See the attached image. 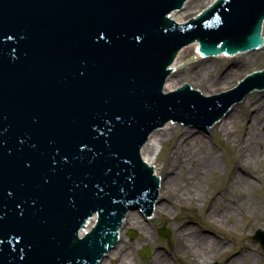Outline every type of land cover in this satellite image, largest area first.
I'll list each match as a JSON object with an SVG mask.
<instances>
[{"label": "bare ground", "instance_id": "obj_1", "mask_svg": "<svg viewBox=\"0 0 264 264\" xmlns=\"http://www.w3.org/2000/svg\"><path fill=\"white\" fill-rule=\"evenodd\" d=\"M261 36L264 37V23ZM194 48L196 45L193 44L178 53L170 67L176 72L165 81L163 93L178 89L182 84L180 77L189 73L191 77L187 83L192 90H201L205 98L210 97L217 94L218 88H223L240 76V58H245L246 64L253 56L264 54L262 46L257 52L229 58L231 64L216 73L213 62L226 60L221 56L203 60L195 57V65L182 67L188 52ZM235 106L230 117H224L221 123L213 125V129L225 139L231 137V130H238L229 143L230 165L226 166L225 178L221 181L223 187L217 194L204 197L203 184L213 179L221 167L216 149L205 140L204 134L188 127L166 124L159 132H153L148 137L141 161L153 167L154 175L161 179L159 193L162 202L156 206L154 215H170L175 207L193 204L195 211L203 210L200 215L203 223L220 229L225 228L226 224L236 226L244 210L251 216L259 215L261 207L251 191L255 189L256 182L264 177V93L252 94ZM237 108L241 112L245 109V114ZM162 142H168L169 147L159 158ZM136 212L126 214L125 224L120 229L121 243L107 255L105 264H134L132 253L123 238V232L128 229L139 230L142 245L147 246L152 242V234L143 228L144 216ZM213 217L218 221H214ZM198 225L192 220L183 226L176 225L173 228L172 248L154 251L151 264H176L180 260L186 261V264H210L217 258H222L219 264H256L255 251L251 246L243 245L230 253L226 239Z\"/></svg>", "mask_w": 264, "mask_h": 264}, {"label": "water", "instance_id": "obj_2", "mask_svg": "<svg viewBox=\"0 0 264 264\" xmlns=\"http://www.w3.org/2000/svg\"><path fill=\"white\" fill-rule=\"evenodd\" d=\"M180 1L182 0H171V2L169 3L165 11L168 12L170 10L175 9L176 7H178L179 5L178 3ZM213 1L214 0H189L184 4L181 11L172 12L168 17L174 23H177V24L183 23L190 17L196 15L199 10H202L204 9L205 6L211 4ZM122 2H123V6L121 9H119V13H120L119 17H123V15L127 13L129 17H131L132 19L133 17L141 16L142 21H147L149 19V22H151L152 21L151 18L155 16L157 11L158 13L162 14L161 13L162 11L160 9H159L160 11L158 10V6L150 2V0H123ZM209 16H211L210 22L208 21L205 23L204 20ZM263 17H264V0H218L214 4V7H212L205 14H202L195 20V23H196L195 27L192 28L189 26L186 32L188 31L187 33L189 35H191L193 32L194 37L192 39L201 42L199 52L203 56H210V55L218 53L219 51L226 52V53L253 51L256 48H258L262 42V39L259 37V28H260V23ZM200 19L203 20L202 23L200 22ZM217 21L219 22V24ZM230 23H232V26H230ZM261 28H262V25H261ZM212 33H215L216 35L213 34L215 36L221 35L224 37V38L220 37V40L223 42V44L220 47H218V49H216V45H217L216 40L211 41L212 39H208L210 36H212ZM261 33H262V30H261ZM129 36H130V33L126 32V34H124V39L129 40ZM187 42L188 40L185 42L180 41L177 47L182 46L183 44H186ZM184 50L185 49H183L182 51ZM258 50L254 52H257ZM171 52L172 51H169V53ZM166 63L167 62L165 61L161 62V65L159 63L158 65L159 67L157 68L160 69V67L165 66ZM170 67L171 65L169 66V69ZM162 69H165V68L163 67ZM162 71L163 70H161V72ZM170 71L171 73L168 76V78H166V80L171 79L174 73L176 72L172 69H170ZM156 73L160 75L159 70H156ZM157 74H155L152 71L150 74L145 73L144 78L140 81V86L132 89L136 97L135 99L139 98L140 103L143 102V105H141V107H143V114L141 115L140 119L144 117L146 111L151 112L150 113L151 119L148 122L139 123V125H136V127L140 130L139 136L134 137L136 140L145 139L144 136L146 135L145 131L147 129V126L148 127L151 126L148 124L155 125L156 123L165 121L167 119L166 115H164L166 114V112L163 111V114H161L160 112L163 109H160L156 107L155 105L158 98H159L158 103L162 101L163 103H168L169 105H171V103L173 102L174 106L179 111L191 109L192 106H194L196 103L194 98H190L189 96L184 95L185 91H178L170 99L162 98L160 96V91H159L160 85H161L160 84L161 77H159ZM161 75L163 76V73ZM151 78H154V81L150 85L147 86V83H145V81L150 80ZM247 82H253V83L252 85L248 84L244 87H243V84H241L237 89H235L234 92H239L238 100L241 99L246 93L251 91L252 86L256 88H264V72H262L261 74H255L252 77H249L247 79ZM143 85H145L147 89L145 90L142 89ZM163 88H164V85H163ZM163 88H162V91H163ZM108 90H112L111 87ZM118 91L121 95H124L125 97L124 100H126L127 94H128L127 101H130L133 99L132 92H129L128 90L126 91L123 90L122 86L118 87ZM195 91L199 93L200 97H204L202 95L201 90H195ZM171 92L174 93V91H171ZM261 92L264 93V90H262ZM254 93L255 92H252L251 94H254ZM173 97H176L178 99H172ZM246 97H250V94L247 95ZM243 100L237 105H240L241 103H243ZM133 103L135 106L139 107L137 101H134ZM229 103H230V100H227L226 107L228 106ZM171 108H172V105H171ZM202 111H204V109H202ZM232 111H234L233 106L229 109V111L223 114L222 119H220L215 124L221 123L224 117H230ZM216 116L217 115L215 114V116L212 119H215ZM106 120L107 118H104L103 120H101V122L103 123ZM208 122L209 121L206 120V123ZM191 129H196V128L191 127ZM130 130L131 129L129 128L126 130L124 137H127L130 134ZM159 131L160 130L156 132H159ZM200 131L202 134H208L209 136L211 128L208 131H203V130H200ZM109 132L110 134H108L107 132V135H108V138H110L111 140L109 141L111 148L109 149L106 145L102 147V144L103 143L106 144V142L108 141H103L101 142L102 144L99 143L97 150L99 149L100 153L98 154L97 157L96 156L94 157L95 160L98 157L100 159H102L103 157L105 158L107 156L112 157V155H117L118 151H124V148L122 147L123 144L119 142L120 144L119 145L117 142V140H119L122 136L120 132L116 131V127L114 128L112 127L109 130ZM145 140L146 142L144 146H142V148L139 151L140 160H142L148 138H146ZM139 141L140 140H138L137 142ZM115 147H116V151H114ZM132 153H133L132 159L135 160L136 164L133 161H130V162L133 163L132 165L135 164L139 166L138 165L139 162L137 158V150L134 149ZM141 162L146 165L145 161H141ZM141 168L139 169H141L142 171L139 170L138 177H135V182L133 183L135 188L133 189V191H130L129 189L118 186L119 188H121V191L115 190L112 196L113 198L108 199L109 204L107 203L105 204V206L100 207L101 213H100L99 222L97 223V226L95 227V229L88 235L90 238V241H88L90 248L99 247L103 252H107V249L109 247L105 246V243L108 244V242L110 241L113 242L116 237H118V243L116 245H120L121 243L120 229L122 225L125 224V221H126V216L123 218L126 210L140 208L142 207L143 204L144 206L146 205L145 208H148L152 205V200H153V205H154L153 214H154L156 206L161 205L162 201L160 199V193H159L160 188H161L160 177H158L157 175H154L153 167L148 168L151 170L152 176L150 174V170H147L143 166H141ZM154 176L157 177V179H154ZM121 185L122 186L126 185L125 181L122 182ZM140 188H145L142 192L141 197L139 193ZM127 197H130L129 200L127 199ZM138 197H140V200ZM115 201L118 203V205L114 203ZM123 204H126V205H123ZM54 212L55 211L53 210V214H55ZM51 213H48V214L50 215ZM73 220L74 221L71 222V224L67 225V229L72 230V229H77V227H79L78 222L75 221V219ZM94 221H95V218L94 216H92L87 221L86 225L83 227L84 232L83 231L78 232L79 237L83 236L82 233H87L93 227ZM115 231L117 232V234H115ZM253 240L259 241L262 249L264 250V233L257 232L256 235L253 237ZM114 249L115 247L112 250ZM147 254L146 255L140 254V255L145 257L147 256ZM100 261L101 259L97 258L93 264H99Z\"/></svg>", "mask_w": 264, "mask_h": 264}, {"label": "rangeland", "instance_id": "obj_3", "mask_svg": "<svg viewBox=\"0 0 264 264\" xmlns=\"http://www.w3.org/2000/svg\"><path fill=\"white\" fill-rule=\"evenodd\" d=\"M195 54L192 50H190L185 57L182 67H188V65H195L196 63L194 62L195 60ZM225 59V58H224ZM240 63L242 64L241 66V74L237 79H234L231 83H229L226 86H223V88H218L217 89V94L224 93L232 89L242 78L246 77L247 75L253 73V72H259L262 69H264V54H257L256 57H252L251 61L249 63H245L246 59L245 58H240ZM232 61L226 59L224 61L220 62H213L214 68L217 70L216 73H220L223 71L226 67H228L231 64ZM247 62V61H246ZM190 74H184L181 78V83H187L190 80ZM188 84V83H187ZM189 85V84H188ZM199 88V87H197ZM201 89L203 87H200ZM224 90V91H223ZM260 92H255V94H259ZM213 94V95H217ZM211 95V96H213ZM252 96V94H250ZM245 97L244 100H246ZM250 99V98H249ZM243 100V101H244ZM235 106V105H234ZM237 107V105L235 106ZM238 109V108H237ZM240 113L245 114V109L240 111ZM171 126H183L181 123H174L171 124ZM183 127H188L189 130H196L200 131L198 128L196 129H191L190 126H183ZM216 129L211 128L210 134H204L205 140L212 145L220 157V163L221 167L218 171V173L215 175L213 179H210L208 182L203 184V192L205 193L204 197L211 194H217L218 190L223 187V184L221 181H224L225 174H226V166H229V159L231 157V147H230V141L233 139L234 136L238 134V130L235 128L231 130V137L228 139H225L222 137ZM201 132V131H200ZM169 147L168 142H162L160 146V154L159 158L163 154H165L166 150ZM254 197H256L255 201L259 204L261 207V212L259 215H250L248 214L245 210L242 212V217L238 218V222L236 226H232L230 224H226L225 228L220 229L218 226L215 225H206L205 223L200 220V215L203 214V210L201 211H195L193 209V204H188L184 207H175V209L170 213V215L166 214H159V215H154L152 216L151 221H144L143 228L144 230H147L152 234V242L145 246L141 244V235L139 233V230L137 228H131L123 232V238L125 242L128 245L129 251L132 253V257L134 258V264H151V260L154 256V251H159L162 250V248H172L173 243H174V237H173V228L178 225V226H183L186 224L187 221H194L198 223L200 227L202 228H208L209 230L213 231L214 233H217L220 238H224L227 241V245L229 247V252L232 253L235 250L239 249L243 245H249L251 246L254 251H255V261L256 264H264V254L259 248V245L254 243L251 240V237L253 234L258 231L264 230V177L260 179L259 182H256V187L253 191H251ZM218 196V195H216ZM206 200V198H205ZM213 206V204H212ZM132 213V212H131ZM137 213V212H136ZM214 221H218L215 217H213ZM167 231L168 232V237L163 238L159 236V231ZM129 232H133L135 234V237L133 239H130L127 235ZM135 246V247H133ZM158 247V248H155ZM148 249L150 251V257L149 258H141L138 256V251H141L142 249ZM113 250H110V252ZM109 252V253H110ZM107 259V257H106ZM104 260L105 262L107 260ZM222 260L217 258L215 260H212L210 264L216 263L219 264L220 261ZM103 261L102 264H105ZM109 261V260H108ZM176 264H186V261L180 260V263Z\"/></svg>", "mask_w": 264, "mask_h": 264}]
</instances>
